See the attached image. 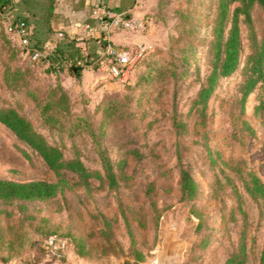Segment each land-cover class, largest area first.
Segmentation results:
<instances>
[{
  "label": "rangeland",
  "instance_id": "rangeland-1",
  "mask_svg": "<svg viewBox=\"0 0 264 264\" xmlns=\"http://www.w3.org/2000/svg\"><path fill=\"white\" fill-rule=\"evenodd\" d=\"M146 4L151 5L146 12L151 16L149 31L144 34L149 33V40L142 45L145 51L138 61L145 58L142 70L152 74L148 79L134 76L128 85L103 76L94 67L97 64L90 66L95 75L77 79L66 71L50 70L43 60L26 59L19 55L16 40L0 26V106L17 107L66 156L78 152L90 168L102 169L101 151L114 162L127 160L116 190L99 183L91 190L75 186L51 201L28 202L26 213L48 217L54 231H79L90 253L80 256L70 242L66 257L76 254L82 264H157L168 232L178 239L182 264H225L238 249L244 229L247 264H260L264 211L244 190L242 176L252 171L264 183V116L256 110L264 89L258 87L249 96L243 112L240 70L221 77L202 116L194 103L213 66L218 0H147ZM254 19L263 33L261 7L254 10ZM241 28L247 36V27L241 24ZM245 44L247 54V40ZM6 67L23 76L25 83L18 89L6 85ZM58 82L76 100V108L90 114L94 135L86 130L75 135L52 130L40 118L35 96ZM110 101L119 107L106 111ZM175 115L186 123L182 133L176 132ZM130 149L137 151L129 154ZM181 168L188 169L198 183L196 211L180 198ZM0 178L56 180L43 159L1 123ZM17 205L0 204L3 227L13 220L8 213ZM104 219L110 221L112 234L111 243H104L105 253L99 231ZM40 238L38 250L44 254L45 238ZM24 253L31 264L35 256Z\"/></svg>",
  "mask_w": 264,
  "mask_h": 264
},
{
  "label": "trees",
  "instance_id": "trees-1",
  "mask_svg": "<svg viewBox=\"0 0 264 264\" xmlns=\"http://www.w3.org/2000/svg\"><path fill=\"white\" fill-rule=\"evenodd\" d=\"M256 7H261L264 10V0H218L213 30L214 39L212 41L213 66L207 76L206 83L200 85L194 103L195 106H198L202 116L205 115L208 100L221 77L232 76L240 70L243 78L239 84V102L243 112H245V104L249 96L258 87L264 89V32H259L255 25L254 10ZM12 9L11 0H0V19L2 20L0 26L9 33L5 23L11 22L14 26H20L21 23H24L23 28L27 32L26 37L29 40L30 53L23 57L32 61V54L43 47L46 37H33L30 34L28 20L24 17L12 15ZM189 17L190 15L187 16V18ZM150 18L149 14L144 16L145 21H149ZM153 18L157 21L159 17L154 15ZM241 24L247 27V36L242 31ZM9 35L16 40L19 46V55L22 56L23 48L20 43L22 37L12 33H9ZM245 40L248 41L247 54ZM106 44L107 42H103L102 46L104 47ZM97 52L95 55L86 54L77 44L76 39L66 37L59 43L54 52L43 59V63L48 64L50 70L66 71L68 74L80 79L83 70L94 64L91 58L95 57ZM144 59L134 65L131 78L133 80L126 85L134 81V76L143 79H148L149 75L151 76V72L144 73L145 68L142 70L145 65ZM79 61L82 62L81 65H78ZM186 63L183 62L182 64L185 65ZM10 70V67H6L5 83L11 89H18L25 83L23 82V76L18 74V69L14 72H10ZM35 99L39 116L50 129L68 130L73 135L86 130L94 135V125L90 119V114L86 112L85 108L83 110L76 108V100L73 99L68 89L61 82L50 85L42 95L35 96ZM118 107L117 102L110 101L106 111L116 110ZM256 110L264 116V99L261 98ZM0 123L10 129L19 140L26 143L40 156L46 168L56 176L55 181H14L0 178V204L18 203V209L10 211V213L6 211L9 216L14 215L13 220L4 227L0 222V259L6 257L4 253L10 256L27 251H37L38 256L31 263L36 264L39 258L48 256L47 252L42 254L38 250L42 242L40 237L46 239L51 235L70 238L71 244L80 256L89 255L90 250L87 247L86 240L79 231L72 229L66 233L54 231L56 227L48 217L26 213L27 203L51 201L72 190L75 186H84L87 190H91L94 183L116 190L120 186L127 160L122 159L114 162L101 151L102 169L90 168L78 152H75L73 157L66 156L63 148L51 143L17 107L0 106ZM174 125L177 133L186 130V123L178 119L177 115L174 116ZM135 151L137 149H130L128 153L134 154ZM242 180L244 190L248 196L259 202L264 211V183L262 180L252 171L243 175ZM179 187L181 200L190 205L191 211H194L199 187L193 175L186 168L180 170ZM234 192L238 195V198L241 197L237 186H234ZM160 218V215L156 217V224L159 223ZM110 227V221L104 219V227L99 229L100 236L103 239L104 253L106 252L105 241L111 243ZM129 230L131 231V229ZM7 235H13V238L8 240ZM248 259L247 235L246 229H244L240 236L238 249L229 255L225 264H247ZM259 262L264 264V244L259 251Z\"/></svg>",
  "mask_w": 264,
  "mask_h": 264
},
{
  "label": "crops",
  "instance_id": "crops-1",
  "mask_svg": "<svg viewBox=\"0 0 264 264\" xmlns=\"http://www.w3.org/2000/svg\"><path fill=\"white\" fill-rule=\"evenodd\" d=\"M12 15L24 17L29 22L30 34L34 37H46V41L55 37L58 32L63 31L66 35L82 37L77 44L88 54L95 55L102 48V43L112 42L115 47H135L147 45L149 33L133 34L119 29L109 30L99 25L92 16V11L97 6L106 5L115 11H127L130 16L144 18L149 9L147 0H11ZM150 25V22L147 21ZM92 25L93 31L86 35L85 26ZM64 39L61 40V42ZM19 43V41H18ZM46 64V63H45ZM48 66V64H46ZM92 68V67H91ZM90 68L83 70L82 77L95 75ZM32 252V253H31ZM28 256L36 258L37 251H29ZM0 259V264H28L26 257L22 254H14ZM3 255V256H4ZM76 254L69 253L63 260L54 259L49 256L39 258L36 264H82Z\"/></svg>",
  "mask_w": 264,
  "mask_h": 264
},
{
  "label": "built area",
  "instance_id": "built-area-1",
  "mask_svg": "<svg viewBox=\"0 0 264 264\" xmlns=\"http://www.w3.org/2000/svg\"><path fill=\"white\" fill-rule=\"evenodd\" d=\"M93 18L99 25L106 27L109 30L119 29L133 34H145L149 31V24L144 18L137 16H130L127 11H115L106 5L97 6L92 11ZM0 23L2 20L0 19ZM9 33L21 36V45L23 51L22 56H27L30 53L29 40L26 37L27 32L23 28L24 23L19 25H12L11 22L5 23ZM93 31L92 25L85 26L86 35H90ZM69 37L77 41L83 39L82 37L66 35L63 31L48 39L43 47L36 50L32 54V59L41 61L49 54L55 51L62 39ZM145 51V47L139 45L131 49L124 47H115L112 42L100 48L95 57H92L94 64H97L98 70L103 76L116 79L119 83L127 84L131 81L132 72L135 63L140 59ZM82 62L79 61L78 65ZM70 239L66 237H59L51 235L44 240V248L49 257L54 259L63 260L66 257L70 247Z\"/></svg>",
  "mask_w": 264,
  "mask_h": 264
},
{
  "label": "water",
  "instance_id": "water-1",
  "mask_svg": "<svg viewBox=\"0 0 264 264\" xmlns=\"http://www.w3.org/2000/svg\"><path fill=\"white\" fill-rule=\"evenodd\" d=\"M157 264H182V249L173 232H168L161 241V251L158 254Z\"/></svg>",
  "mask_w": 264,
  "mask_h": 264
}]
</instances>
